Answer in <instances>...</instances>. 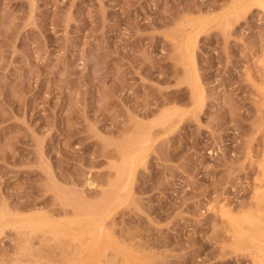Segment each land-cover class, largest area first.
I'll use <instances>...</instances> for the list:
<instances>
[{
  "label": "rangeland",
  "instance_id": "1",
  "mask_svg": "<svg viewBox=\"0 0 264 264\" xmlns=\"http://www.w3.org/2000/svg\"><path fill=\"white\" fill-rule=\"evenodd\" d=\"M0 215V264H264V0H0Z\"/></svg>",
  "mask_w": 264,
  "mask_h": 264
},
{
  "label": "bare ground",
  "instance_id": "2",
  "mask_svg": "<svg viewBox=\"0 0 264 264\" xmlns=\"http://www.w3.org/2000/svg\"><path fill=\"white\" fill-rule=\"evenodd\" d=\"M210 16V15H209ZM195 41V40H194ZM191 47H192V45H191ZM185 48V47H184ZM194 48V47H193ZM191 52H192V50H191ZM187 53V52H186ZM192 54V53H191ZM190 54V55H191ZM195 56V55H194ZM192 58V57H191ZM193 61V60H192ZM191 62V61H190ZM190 68H191V66H190ZM193 71H195V70H193ZM187 72V71H186ZM197 76V75H196ZM198 77V76H197ZM202 84V83H201ZM199 90V89H198ZM197 97H198V95H197ZM192 99V98H191ZM198 99V98H197ZM163 103V102H162ZM194 103H196V102H194ZM162 105V104H161ZM176 105V104H175ZM175 107V106H174ZM173 107V108H174ZM172 108V109H173ZM176 108V107H175ZM156 111H157V109H155ZM156 111H154V112H156ZM146 112V111H145ZM147 112H149V111H147ZM151 112H153V111H151ZM143 114H144V112H143ZM143 114H141V117H143L144 115ZM148 114V113H147ZM145 115L146 117H149L151 114L149 113V116L148 115ZM139 116V115H138ZM134 117H136V116H134ZM145 118V117H144ZM137 119V118H136ZM138 120V119H137ZM136 120V121H137ZM130 125V124H129ZM128 126V125H127ZM126 126V127H127ZM150 126L149 125H143V124H140L139 122H135L134 124H133V129H134V131L136 130H139V129H141V128H149ZM128 133V132H127ZM132 134V133H131ZM133 142H135V139L133 140ZM118 153L122 156V157H127V156H136V155H141V154H145L146 153V150L145 149H140V148H138V146L136 145V144H132V145H130V144H128V143H126L122 148H120L119 150H118ZM142 158V157H141ZM140 162V161H139ZM134 163V162H133ZM135 164V163H134ZM128 171V170H127ZM130 172V171H129ZM127 176V175H126ZM125 177V176H124ZM128 177V176H127ZM133 177V176H132ZM136 176H134V178H135ZM128 179V178H127ZM131 179V178H130ZM87 185H89L90 187H92V188H94L95 187V183L94 182H91V181H89V182H87ZM105 190V189H104ZM114 198H115V196H114ZM113 198V195L112 194H110L109 192H107V191H102L101 192V194H100V196L99 197H96V198H94L93 199V201H92V203H90V209H89V211L90 212H88L87 213V211H85L82 207H80L79 205H75L74 206V210L72 211V213L73 214H70L71 216L70 217H66L65 219H64V222L62 221V222H57V221H59L57 218H54V219H56L57 221H54L53 222V220H52V218L50 217V219H49V217L47 216V214H46V216L47 217H39L40 215L39 214H34V215H32L31 217H30V219H29V221L27 222H24L25 220H22V222H20V223H18V224H26V223H31V224H37V223H39L40 221H52V223H53V225L56 227V228H58V229H60L59 231H61L62 233H64V234H67V233H71L72 231H73V229L74 228H77V227H81V226H85V225H87V224H90V223H93L94 224V222H96V221H98L99 219H100V217L102 216H104L103 218L105 219L107 216H109L108 214H109V212H111V211H113L112 210V208H113V203H114V199ZM17 202V201H16ZM20 202V201H19ZM25 203V202H24ZM23 203V204H24ZM21 204V203H20ZM16 205V204H15ZM19 206V205H18ZM21 206H22V204H21ZM40 206V205H39ZM42 206V205H41ZM17 207V206H16ZM16 207H14V209L16 208ZM23 207H27V206H25V205H23ZM63 208H65V207H63ZM66 208H68L67 207V205H66ZM228 208V207H227ZM230 208V207H229ZM11 209V208H10ZM17 209H18V207H17ZM19 209H21V207H19ZM40 209V208H39ZM226 209V208H225ZM13 209H11V211H12ZM25 210H26V208H25ZM25 210H24V208L22 209V211L23 212H25ZM36 210V209H35ZM42 210V209H41ZM46 210V209H45ZM49 210V209H48ZM55 210V209H54ZM53 210V211H54ZM63 210V209H62ZM228 210V209H227ZM5 211V210H4ZM10 211V210H9ZM15 211V210H14ZM223 211H224V209H223ZM3 212V211H2ZM6 212V211H5ZM13 212V211H12ZM11 212V213H12ZM18 212V211H17ZM31 212V211H30ZM37 212V211H36ZM39 212H40V210H39ZM48 212V211H47ZM60 212V211H59ZM62 212H64V211H62ZM66 212V211H65ZM228 212H229V210H228ZM35 213V212H34ZM55 213V212H54ZM112 213V212H111ZM111 213H110V215H111ZM60 214V213H59ZM5 214H3L2 216H4ZM49 215V214H48ZM58 215V214H57ZM56 215V216H57ZM1 216V215H0ZM8 216V215H7ZM50 216V215H49ZM53 216V215H52ZM54 216H55V214H54ZM28 218V217H27ZM18 220V217L17 216H15L14 218H12V221H17ZM20 220V219H19ZM11 221V220H10ZM103 222V221H102ZM119 222V221H118ZM117 222V223H118ZM121 222V221H120ZM119 222V223H120ZM259 222V223H258ZM258 222L256 223V224H254L255 226H260L259 228L257 227L256 229H259V231L260 232H263L264 231V216L262 217V218H260V220H258ZM17 222H14L13 224H16ZM9 224V223H8ZM260 224V225H259ZM114 225V224H113ZM117 226V225H116ZM255 226H254V228H255ZM94 227H95V225H94ZM85 229V228H84ZM83 229V230H84ZM86 229H88V227L86 228ZM102 229H103V226H102ZM91 230H92V228H91ZM21 231H23L22 229L18 232L17 231V233H16V235L18 234V233H20ZM26 231V230H25ZM99 231H100V229H99ZM75 232V231H74ZM77 232H80V231H78L77 230ZM101 232H104V229H103V231L101 230L100 231V233ZM22 234L24 233V231L23 232H21ZM254 233V232H253ZM94 234H95V236H94ZM93 234V237H94V240L96 239V235H97V231H96V233H94ZM261 234H263V233H261ZM24 235H25V233H24ZM34 235V234H33ZM252 235H254V234H252ZM18 236V235H17ZM19 236H22V235H19ZM31 236V238H33L32 237V234L30 235ZM35 237H36V235H34ZM102 236V235H101ZM250 236H251V234H250ZM25 237H26V235H25ZM42 237V236H41ZM24 238V237H23ZM27 238H28V235H27ZM38 240L40 239V237L38 238V237H36ZM99 238V237H98ZM107 238V237H106ZM20 239V238H19ZM18 239V241H20ZM25 239V238H24ZM44 239V238H43ZM30 240V239H29ZM35 240V239H34ZM37 240V241H38ZM45 240V239H44ZM44 240H42V238H41V240H40V242L42 241H44ZM23 241V240H22ZM24 241H27V240H24ZM24 241L22 242V244L24 245ZM36 241V244L37 243H39V241L37 242ZM33 242V241H32ZM29 243H31L30 241H29ZM44 243H45V241H44ZM31 244H33V243H31ZM145 244V243H144ZM23 245H20V247H22ZM30 245V244H29ZM28 244H27V246H29ZM39 245V246H38ZM37 246H38V248L42 245V243H41V245H40V243L38 244ZM44 245V244H43ZM94 245V244H93ZM138 247H140V245H137V246H135V245H132L130 248L133 250V251H136V252H139L138 251ZM148 247H150V246H148ZM264 247V246H263ZM23 249H24V247H22ZM22 248H20L21 250H22ZM29 248H33V247H31V245L29 246ZM142 248V247H141ZM27 249H28V247H27ZM90 249H92V250H94V246H91L90 247ZM121 249V248H120ZM128 249V248H127ZM148 250L150 249V248H147ZM31 250H33V249H31ZM143 250H145V249H143ZM151 250V249H150ZM149 250V251H150ZM262 250V249H261ZM24 251H26V250H23V252ZM146 251V250H145ZM149 251H147V252H149ZM263 251V250H262ZM261 251V252H262ZM46 252V251H45ZM262 254L264 255V252H262ZM22 258H24V257H28V256H24V255H20ZM20 256H17L16 258H19ZM24 256V257H23ZM32 257V256H31ZM15 259V258H14ZM13 259V260H14ZM20 259V258H19ZM26 259V258H25ZM32 260V259H31ZM30 260V262H32ZM58 260V259H57ZM21 261H23V259L21 260ZM26 261V260H25ZM24 261V262H25ZM24 262H22V263H24ZM28 263H29V261H27ZM13 263V262H12ZM27 264V263H26Z\"/></svg>",
  "mask_w": 264,
  "mask_h": 264
}]
</instances>
